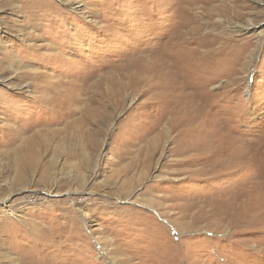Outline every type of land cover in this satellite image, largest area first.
<instances>
[{
  "label": "rangeland",
  "instance_id": "obj_1",
  "mask_svg": "<svg viewBox=\"0 0 264 264\" xmlns=\"http://www.w3.org/2000/svg\"><path fill=\"white\" fill-rule=\"evenodd\" d=\"M0 264H264V0H0Z\"/></svg>",
  "mask_w": 264,
  "mask_h": 264
},
{
  "label": "bare ground",
  "instance_id": "obj_2",
  "mask_svg": "<svg viewBox=\"0 0 264 264\" xmlns=\"http://www.w3.org/2000/svg\"><path fill=\"white\" fill-rule=\"evenodd\" d=\"M248 26H250V25H247V26L243 27V28L241 29V31L243 32V31L247 30L246 28H248ZM4 203H5V202H4Z\"/></svg>",
  "mask_w": 264,
  "mask_h": 264
}]
</instances>
